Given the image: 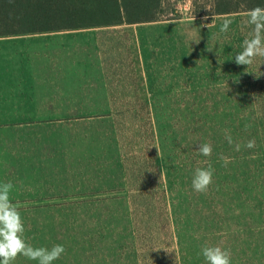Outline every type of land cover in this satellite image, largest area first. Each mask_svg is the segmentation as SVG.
<instances>
[{
	"label": "rangeland",
	"instance_id": "374dc122",
	"mask_svg": "<svg viewBox=\"0 0 264 264\" xmlns=\"http://www.w3.org/2000/svg\"><path fill=\"white\" fill-rule=\"evenodd\" d=\"M171 7L177 15L103 35L105 66L121 69L109 97L87 87L70 97L82 103L57 101L55 119L0 121L8 123L0 131V183L11 182V193L81 194L71 203L87 210L64 218L95 235L84 243L82 230L71 242L82 262L95 255L101 264H206L208 245L230 249L231 264H264V57L235 63L253 26L246 11L214 14L213 0H172ZM226 19L233 23L222 32ZM115 96L134 102L113 103L108 117L106 100ZM32 107L25 115L47 111ZM140 120L155 128L163 183L154 185L166 190L154 200L123 170ZM204 143L210 156L198 151ZM208 167L212 183L198 193L195 170Z\"/></svg>",
	"mask_w": 264,
	"mask_h": 264
},
{
	"label": "crops",
	"instance_id": "0c3cea01",
	"mask_svg": "<svg viewBox=\"0 0 264 264\" xmlns=\"http://www.w3.org/2000/svg\"><path fill=\"white\" fill-rule=\"evenodd\" d=\"M132 24L118 26L90 27L30 34L0 36V121L52 120L54 105L62 103H82L70 97L82 96L87 87H99L109 97L108 87L113 73H120L105 66L103 58L105 33L118 28H128ZM106 30V31H105ZM113 30V31H110ZM114 96V95H113ZM57 97H62L57 100ZM128 98L107 99L108 117H113L112 104L133 103ZM148 101H141L143 103ZM47 109L36 115L32 106ZM52 105V108L49 106ZM114 110V109H113ZM8 123H0V131ZM81 194L43 191L37 193H11L24 221V239L34 247L51 249L63 245L66 249L53 264H101L95 255L82 262L80 248L72 246V241L81 240V232L87 234L85 224H71L64 217L82 214ZM79 196V197H78ZM82 234L83 242L95 239ZM95 249H93L94 253ZM88 254V253H87ZM13 264H37L19 256Z\"/></svg>",
	"mask_w": 264,
	"mask_h": 264
},
{
	"label": "trees",
	"instance_id": "16d2710c",
	"mask_svg": "<svg viewBox=\"0 0 264 264\" xmlns=\"http://www.w3.org/2000/svg\"><path fill=\"white\" fill-rule=\"evenodd\" d=\"M171 4L172 0H0V36L163 21L169 12L178 14ZM193 7L195 15L201 16L200 9L196 10L195 4ZM255 7L264 8V0H213L217 15ZM140 122L143 120L134 128L133 155H124L123 170L130 184H139V193L147 192L148 199L154 200L157 193L166 194L154 185L155 181L163 183L155 128L151 133L144 123L140 127Z\"/></svg>",
	"mask_w": 264,
	"mask_h": 264
},
{
	"label": "clouds",
	"instance_id": "9594fccd",
	"mask_svg": "<svg viewBox=\"0 0 264 264\" xmlns=\"http://www.w3.org/2000/svg\"><path fill=\"white\" fill-rule=\"evenodd\" d=\"M248 19L245 23L253 26L251 38L243 41V50L235 56L237 65H251L257 57H264V8L255 7L247 11ZM233 23L231 19L223 21L220 31L227 32ZM179 93V89L175 90ZM231 144L232 139L226 136ZM255 141L247 143L248 148H253ZM240 146L236 145L239 151ZM199 153L210 156L212 147L209 143L199 146ZM224 166H227L228 158L221 157ZM214 169L197 168L192 179V188L198 193L206 192L212 183ZM14 185L11 182L0 183V264H13L19 257L36 261L37 264H53L58 260L66 249L63 245H54L51 249L46 247H34L24 239V221L18 206L12 202L11 192ZM202 255L206 264H231L230 249H222L219 246H202Z\"/></svg>",
	"mask_w": 264,
	"mask_h": 264
}]
</instances>
